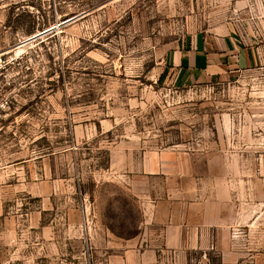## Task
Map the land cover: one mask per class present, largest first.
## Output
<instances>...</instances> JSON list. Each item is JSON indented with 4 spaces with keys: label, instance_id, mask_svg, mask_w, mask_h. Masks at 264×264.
<instances>
[{
    "label": "rangeland",
    "instance_id": "1",
    "mask_svg": "<svg viewBox=\"0 0 264 264\" xmlns=\"http://www.w3.org/2000/svg\"><path fill=\"white\" fill-rule=\"evenodd\" d=\"M226 27L254 62L172 81L171 45ZM171 146L214 154L216 176L226 165L264 178V0L0 5V264H264L247 260L246 243L244 259H222L215 231L200 246L153 244L160 230L144 222V202L165 189L139 159Z\"/></svg>",
    "mask_w": 264,
    "mask_h": 264
},
{
    "label": "crops",
    "instance_id": "2",
    "mask_svg": "<svg viewBox=\"0 0 264 264\" xmlns=\"http://www.w3.org/2000/svg\"><path fill=\"white\" fill-rule=\"evenodd\" d=\"M170 48L168 68L178 86L228 76L231 67L245 68L255 59L252 46L228 27L221 33L184 35ZM212 159L214 154L203 149L185 152L171 146L143 151L141 175L152 181L161 178L165 189L151 190L152 199L144 202V222H152L160 230L153 244L200 246L206 243V233L215 231L222 259L228 251L230 258L244 259L242 246L246 243L247 260L260 255L257 259L264 261V204L255 201L256 197L264 201V178L234 174L226 165L216 176ZM113 161L117 160L111 156V168ZM142 186L138 183V190ZM145 190L147 196L150 190ZM240 191L246 195V203L241 205ZM159 197L166 198L163 215L158 213ZM256 234L262 236L258 241Z\"/></svg>",
    "mask_w": 264,
    "mask_h": 264
},
{
    "label": "water",
    "instance_id": "3",
    "mask_svg": "<svg viewBox=\"0 0 264 264\" xmlns=\"http://www.w3.org/2000/svg\"><path fill=\"white\" fill-rule=\"evenodd\" d=\"M83 13H85V11L84 12H80V13H76V14H72L71 16L65 18L64 20H61L60 22H58V25H62V24H65L66 22L72 21V20L78 18L79 16H81ZM50 29H52V27L47 28V29L41 31L40 33L47 32Z\"/></svg>",
    "mask_w": 264,
    "mask_h": 264
},
{
    "label": "built area",
    "instance_id": "4",
    "mask_svg": "<svg viewBox=\"0 0 264 264\" xmlns=\"http://www.w3.org/2000/svg\"><path fill=\"white\" fill-rule=\"evenodd\" d=\"M5 1H7V0H0V5H2V3L5 2Z\"/></svg>",
    "mask_w": 264,
    "mask_h": 264
}]
</instances>
